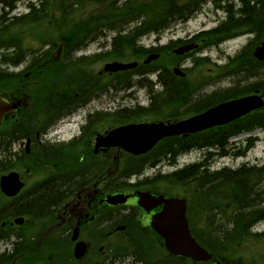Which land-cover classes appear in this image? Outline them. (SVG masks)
Returning <instances> with one entry per match:
<instances>
[{
	"label": "flooded vegetation",
	"instance_id": "1",
	"mask_svg": "<svg viewBox=\"0 0 264 264\" xmlns=\"http://www.w3.org/2000/svg\"><path fill=\"white\" fill-rule=\"evenodd\" d=\"M246 1L242 0L241 7L244 25L248 31H261L257 27L249 29L246 24L251 8L255 9L261 0H250L249 6ZM3 12L0 7V21ZM3 28L4 24L0 22V34ZM95 53L89 49L83 57ZM15 56L16 59L8 63L0 59V94L10 102L24 96L19 76L23 72V61L20 56ZM81 57L72 48L61 65L35 60L30 99L27 97L25 106L6 115L2 122L0 157L3 174L7 173L5 161L12 154L15 172L24 183L15 201V211L52 212V219L26 221L14 231L10 224L17 248L21 250L23 243L50 242L55 249L54 244L61 243L63 249L52 253L48 264H56L55 256L60 255L65 257L62 264H183L180 258H167L164 252L151 251L150 247L141 245L154 243L156 249L162 247L161 240L149 228L152 215L160 207L147 213L137 205L136 194L167 196L166 174L161 171L134 174L128 166L134 158L114 149L112 142H107L108 147L102 146L114 130V114L137 108L135 105L139 104L140 97L135 93L119 97L114 93V76L105 74L104 78L102 72L95 69L87 73ZM178 61L175 66L183 63ZM6 73L13 75L15 81L8 82ZM247 82L251 80L245 78L244 84ZM192 94L191 100H187L185 93L177 96L179 109L185 105L199 109L212 103L209 87L207 92ZM174 95L167 92L164 101L148 106L168 105ZM30 101L34 120L38 122L33 126L19 122L21 109ZM24 162L32 166L23 167ZM120 165H127V169L119 171ZM30 167L36 168L34 174L29 173ZM119 194L128 197L126 203L110 204ZM2 227L6 230L5 224ZM77 244H83L84 253L76 259ZM115 258H119L118 261Z\"/></svg>",
	"mask_w": 264,
	"mask_h": 264
},
{
	"label": "trees",
	"instance_id": "2",
	"mask_svg": "<svg viewBox=\"0 0 264 264\" xmlns=\"http://www.w3.org/2000/svg\"><path fill=\"white\" fill-rule=\"evenodd\" d=\"M91 5H96L100 7V10L93 16H90L88 19H82L83 11L88 5L91 3L85 0H53L51 6H67L68 12L63 9L60 10L59 15L57 16L53 13V10L48 8V12L45 13L43 17H49L47 23L52 27H57L59 25V21L61 23V27L66 20V17H69V21L71 23V31H88L90 28H102L106 27L110 31H120L119 29L126 28L128 25L133 26V31H140L139 34H151V33H159L166 28L171 21H173V12L175 13H185L187 16L181 18L185 20L191 14H193L199 8V2L195 0H101V1H93ZM50 11V12H49ZM166 13H172V17L166 15ZM58 17L61 19L59 20ZM41 17L37 15L35 10H31V13L27 16L23 17V25L31 26L33 24H37ZM170 18V19H169ZM114 23V26H113ZM240 19L237 17H230L226 23L222 24L219 28L220 31H211L209 32V36H205L208 38L209 43L217 44L219 41L224 39L232 38L239 33L243 32H251L255 36V43L264 39V31H235L240 27ZM9 31H7L8 33ZM138 36L135 34V37ZM116 39L114 40V42ZM8 44V40H7ZM134 56L142 55V51L135 50ZM120 55L114 49V59L119 58ZM239 56L236 57L235 61L239 60ZM230 67L229 69H231ZM240 72L239 66L233 68L232 74L238 75ZM163 76H160L161 79ZM170 82V81H169ZM168 82V91H173L175 86H177L180 90L181 88L178 86V83ZM237 91L230 95H237ZM264 122V112H262V123ZM239 123L234 125L238 126ZM226 127L225 129H227ZM233 128V127H232ZM240 130H236L233 128L232 132H227V136L235 134ZM221 135L223 130L218 131ZM143 166V165H139ZM262 169H259V176L262 173ZM187 172V171H186ZM249 172H244L243 175L247 177ZM179 175L183 179L184 182L191 181V175H186L184 172H180ZM187 177V178H186ZM235 177V176H231ZM215 178H217L215 176ZM249 178V175H248ZM258 182H261L264 185V179H261ZM250 181L246 182V188L244 191H240L239 187L236 185L233 188L237 187L233 191L235 192V199H238L239 203L244 204V198L248 196H242V194L246 191H250L249 187ZM188 189V197L189 198V208L198 213V229L203 231L202 234L196 233V238L202 242L207 248H209L213 253L223 252L227 244L229 243L231 246H238L242 241H245V234L248 232L249 227L252 225L251 221L244 222V218L242 219V224L234 225L230 230L231 237L229 240L225 237V226L220 223V218L225 214V199L223 198L221 201L217 202L215 208L210 212L199 210V204L205 198L203 196L202 186L200 188V196H195V190L191 186V182L187 183ZM1 194H0V211H1ZM196 210H195V209ZM39 214V213H38ZM211 215L214 216V220H209L208 217ZM262 216V215H261ZM205 217L208 220L209 224H213V229L215 230L214 235L211 237H207V223L205 221ZM260 218V217H259ZM244 223V224H243ZM230 236V235H229ZM17 256L16 250L11 255L5 256V263L9 264L15 257ZM21 264V263H20ZM26 264V262H23ZM249 264H255L254 261H251Z\"/></svg>",
	"mask_w": 264,
	"mask_h": 264
},
{
	"label": "water",
	"instance_id": "3",
	"mask_svg": "<svg viewBox=\"0 0 264 264\" xmlns=\"http://www.w3.org/2000/svg\"><path fill=\"white\" fill-rule=\"evenodd\" d=\"M192 46L181 50L188 51ZM255 56L259 60H264V43L257 49ZM156 57H150L146 63ZM134 65L114 64L115 71L132 68ZM262 103L254 97L233 101L220 105L202 116L193 118L174 126L164 127L162 125L152 126H131L119 129L114 132V144L124 148L128 152L139 155L148 151L157 140L164 136L176 135L180 133L195 132L203 128L214 125L228 123L240 117L251 109L259 108ZM14 106L5 104L0 99V123L5 113L12 111ZM15 174L1 178V190L8 197H13L21 188ZM145 198V197H144ZM116 202H123L120 197H116ZM164 204L162 211L156 215L151 223L153 229L165 240L166 248L173 254L189 257L195 261H204L208 258L206 252L202 250L193 239L190 238L187 224L184 219L185 205L181 200L170 199L158 201Z\"/></svg>",
	"mask_w": 264,
	"mask_h": 264
},
{
	"label": "bare ground",
	"instance_id": "4",
	"mask_svg": "<svg viewBox=\"0 0 264 264\" xmlns=\"http://www.w3.org/2000/svg\"><path fill=\"white\" fill-rule=\"evenodd\" d=\"M234 0H226L228 4L232 3ZM215 5H221V2L219 0L214 1ZM247 6H249V0L245 2ZM242 7V6H241ZM228 14H231L232 17H237L236 11H230L227 10ZM264 13V1H260L255 9H251V12L249 13V20L247 21V27L249 29L255 28V22L253 20L256 16H261ZM172 13H166L167 16L172 17ZM173 21L176 19H181L187 14L185 13H175L173 12ZM233 14V15H232ZM240 19V18H239ZM240 22L242 20L240 19ZM4 25L7 24V19H4L1 21ZM162 76L164 75V72H162ZM157 75V73H155ZM188 78V74L184 72L182 75L174 78V81L178 83V86L182 89V83L186 81ZM171 82L170 78L167 76H163L158 83V85L154 88L146 92L140 99L139 104H136L137 108H141L143 106L149 105V104H158L159 102H162L165 100L166 94L168 92V82ZM169 82V83H170ZM124 88L120 87L118 89V96H122ZM173 93L176 95V97L181 93V90L175 86V89L173 90ZM174 95V97H175ZM172 97V98H174ZM89 101V100H88ZM87 101V102H88ZM262 126L259 127V130L264 129V122L261 124ZM206 144L208 146H211L214 148L219 154L212 157L209 160L210 167L208 170L204 168V161L207 159L208 152L204 151L199 157V159L194 161H187L181 168L180 172H184L186 175H191V178H187L190 180H197L201 179L203 181L202 191L203 196L205 198L201 201L199 204L198 209L206 212H210L215 208V205L217 202L221 201L223 197L231 196L232 198L235 197L233 195V191L237 189V187L233 188L234 186H238L240 191H244L246 188V182L249 181L248 175L252 176V179H256L257 181L261 179H264V169L262 170L261 175L259 176V169L264 168V162L261 163L257 160H254L253 162L249 161H242L245 152L239 148H236L234 146L227 145L226 138L219 134H213V136L206 141ZM224 155V156H223ZM227 156V157H225ZM231 159V160H230ZM232 160H240V165L235 164ZM215 165H219L221 168H216L218 170L217 174L213 175L212 171L215 169ZM187 171V172H186ZM244 172H249L247 174V177L243 175ZM235 177H231V176ZM215 176L217 178H215ZM236 184V185H235ZM264 185H261L257 189H251L250 191H246L242 194V196H248L247 198H244V204H256V206H260L264 201ZM240 199V198H238ZM245 207V206H243ZM241 219L244 218L245 222L251 221L252 223L255 220H258V211L255 210L252 214L247 210H244L241 212ZM209 220L213 221L214 216L211 215L208 217ZM119 258H115V261H118Z\"/></svg>",
	"mask_w": 264,
	"mask_h": 264
},
{
	"label": "rangeland",
	"instance_id": "5",
	"mask_svg": "<svg viewBox=\"0 0 264 264\" xmlns=\"http://www.w3.org/2000/svg\"><path fill=\"white\" fill-rule=\"evenodd\" d=\"M204 11L206 12L207 16L204 15L202 18L198 20H193L187 23L186 25L178 26L177 31H175L174 33V38H185L187 36H191L195 34L196 32H198V30L203 27L214 26L217 20L220 19V18L214 17L215 16L214 10L212 9L211 6H207L204 9ZM202 23H204V25ZM44 36H47V35H44ZM168 37H169V34L163 38V42H165L168 39ZM150 43L155 44L157 42H155L154 38H150L147 41H145V44H150ZM246 44H247V37H240L228 43L226 46L218 50L210 51L208 55L211 61H220L219 63H223L228 54L232 55L238 52ZM247 159L257 160L258 162L260 161L261 163L264 162V132H262L261 143H259L258 146H256L255 149H253V151L248 154ZM191 161H193V159ZM232 161L237 165L240 163V160H232ZM216 168H221V167L219 165H215V169ZM246 206H247L246 209L249 213L255 211L258 208L256 204L246 203ZM4 246H5L4 244H0V253H2ZM240 251L245 254L246 259L250 257L251 255H254L255 252H257L256 256H260L264 258V248H257L252 251L250 248L245 247V248H241Z\"/></svg>",
	"mask_w": 264,
	"mask_h": 264
}]
</instances>
